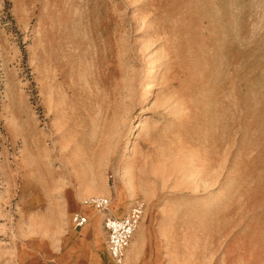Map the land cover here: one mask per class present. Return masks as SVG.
Listing matches in <instances>:
<instances>
[{
  "label": "rangeland",
  "instance_id": "rangeland-1",
  "mask_svg": "<svg viewBox=\"0 0 264 264\" xmlns=\"http://www.w3.org/2000/svg\"><path fill=\"white\" fill-rule=\"evenodd\" d=\"M96 196L122 264H264V0H0V264H116Z\"/></svg>",
  "mask_w": 264,
  "mask_h": 264
},
{
  "label": "built area",
  "instance_id": "built-area-1",
  "mask_svg": "<svg viewBox=\"0 0 264 264\" xmlns=\"http://www.w3.org/2000/svg\"><path fill=\"white\" fill-rule=\"evenodd\" d=\"M87 202L94 204L101 215L102 226L106 232V245L110 256L116 264H122L129 242L143 214L139 202L131 206L122 216H115L110 209V200L104 196L92 197ZM70 223L78 228L87 223V217L81 212L70 215Z\"/></svg>",
  "mask_w": 264,
  "mask_h": 264
},
{
  "label": "crops",
  "instance_id": "crops-1",
  "mask_svg": "<svg viewBox=\"0 0 264 264\" xmlns=\"http://www.w3.org/2000/svg\"><path fill=\"white\" fill-rule=\"evenodd\" d=\"M90 199V198H89ZM88 199V200H89ZM84 201V204L85 205H83V206H81V208L80 209H75V210H73V211H71L70 212V214H69V216H68V221H69V227L70 228H73V229H77V230H81L82 228H85L91 221V218H92V221H96V223L98 224V226H99V228H100V230H101V233H102V235H103V237H104V240L106 241V232H105V230H104V228H103V226H102V218H101V215L97 212V210H96V207L94 206V204H92V203H89V202H87V199L86 200H83ZM134 205V204H133ZM132 205V206H133ZM110 208H111V206H110ZM75 212H81L82 214H84L86 217H87V219H88V221H87V223H85L83 226H81V227H78V228H74L73 226H72V224L70 223V215L71 214H73V213H75ZM112 212V211H111ZM127 212V211H126ZM126 212H124V213H121V214H115V213H113L115 216H122V215H124ZM89 213H91V218L89 217ZM96 213H98V215L96 214ZM95 216H97V217H95ZM135 233V232H134ZM133 236H134V234H133ZM133 236H132V238H133ZM132 238H131V240H132ZM131 240H130V242H131ZM129 242V243H130ZM107 246V245H106ZM107 251H108V248H107ZM108 255H109V258L112 260V258H111V256H110V254H109V251H108ZM113 261V260H112Z\"/></svg>",
  "mask_w": 264,
  "mask_h": 264
},
{
  "label": "bare ground",
  "instance_id": "bare-ground-1",
  "mask_svg": "<svg viewBox=\"0 0 264 264\" xmlns=\"http://www.w3.org/2000/svg\"><path fill=\"white\" fill-rule=\"evenodd\" d=\"M106 242V241H105ZM127 250V249H126ZM112 258V257H111ZM113 260V259H112ZM114 261V260H113Z\"/></svg>",
  "mask_w": 264,
  "mask_h": 264
}]
</instances>
